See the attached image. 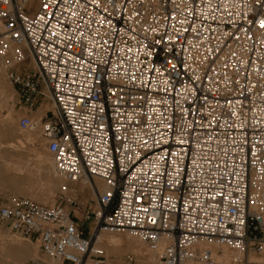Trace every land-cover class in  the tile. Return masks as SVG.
<instances>
[{"label":"built area","instance_id":"1","mask_svg":"<svg viewBox=\"0 0 264 264\" xmlns=\"http://www.w3.org/2000/svg\"><path fill=\"white\" fill-rule=\"evenodd\" d=\"M30 3L0 0V76L53 111L17 129L97 194L80 220L73 201L0 203L38 242L46 261L30 264H104L103 234L152 255L120 264H264V0Z\"/></svg>","mask_w":264,"mask_h":264},{"label":"rangeland","instance_id":"2","mask_svg":"<svg viewBox=\"0 0 264 264\" xmlns=\"http://www.w3.org/2000/svg\"><path fill=\"white\" fill-rule=\"evenodd\" d=\"M36 2L37 0H31L30 9L35 8ZM24 66H29L30 68L32 67L29 59H27L24 63ZM45 104H47V108L53 110L50 101ZM24 107L26 108L27 106L23 104V101L18 96L15 87L9 81L0 76V203L5 202L11 196L28 197L45 205L58 204L59 202L63 205H69V202L73 201L72 205L75 208V219H82L85 212H88L95 207L97 196L96 192L93 193L86 183H69L63 179L53 176L52 174H46V172L43 171L37 173L33 167L34 155L37 154L39 150L46 152L47 154L48 152L46 151L45 144L38 133L25 132L24 134V132H20L17 129L18 117L25 114L19 109H23ZM33 115L37 118L40 116L39 113H34ZM2 119L9 122V125L7 123L4 124ZM28 136H30L29 141L26 140ZM17 139H21L23 141L25 148L24 152L23 150L19 151L20 154L21 152L24 153V155L23 153L20 155V158H22V162L25 159V162H23V164H25V170L22 175H19L18 182H14L12 180L13 175L11 173V167L14 159L18 156L16 157V155L12 153L11 147L8 146V143H15ZM95 181L100 180L95 179ZM90 183L93 185V182ZM101 183L102 182L100 181V184ZM63 186L66 187L65 191L62 190ZM98 191L101 190L98 188ZM82 227L85 233H89V222H84ZM106 236L110 235H104L103 240ZM116 236L119 237L117 242L118 246L104 247V243L101 244L103 245L102 247L104 248L106 255L104 264H120L123 258L128 254L140 255L139 257H136L137 260L147 261V256L142 257L140 253L128 248L126 240H124V237L127 236L126 234H117ZM132 238H130L131 241L140 243L138 240H134ZM8 244L17 245L22 253H30L33 258L28 257L24 260H13L10 257H6L3 251L7 250L6 245ZM140 245L145 252V246L142 243H140ZM39 259L46 261L40 253L38 242L35 240H27L18 234H13L0 222V264H30L32 261ZM88 264L93 263L88 262Z\"/></svg>","mask_w":264,"mask_h":264},{"label":"bare ground","instance_id":"3","mask_svg":"<svg viewBox=\"0 0 264 264\" xmlns=\"http://www.w3.org/2000/svg\"><path fill=\"white\" fill-rule=\"evenodd\" d=\"M2 121L4 122V124L7 123L9 125V122H7L6 120L2 119ZM26 140L29 141L30 140V136H28ZM31 140H32V138H31ZM8 146L11 147L12 153H14L16 155V157L18 156L16 159H14L15 157L13 158L14 161H13V163H12L13 165L11 167L12 171L10 170L12 175H13V179L12 180L14 182H18L19 175H22L24 170H25V164H23V162H25V159L22 162V160H21L22 158H20V155L25 151V148H24V145H23V141L21 139H17L15 141V143H10V144L8 143ZM22 147H23V149H22ZM38 149H37V152H38ZM22 150H23V152H21V154H20L19 151H22ZM32 152H34V151H32ZM30 154H32V153H30ZM23 155H24V153H23ZM33 158H34V161H33L34 162V166L33 167L35 168L37 173L43 171V172H46V174L49 173V174L53 175L52 161L50 160V157H49V155L46 152H43V151L39 150V152L37 154H35ZM86 184H88V187L94 193L93 187H92V183L87 182ZM94 184H95V186L97 188H99V190H102L103 184L102 183L100 184V181H95ZM104 235H110V236H106L104 238V240H103V236ZM116 235L117 234H103L97 239V241L95 242V245L102 247L103 245H101V244L104 243V247L118 246L117 242L119 240V237H117ZM126 235L127 236L124 237L125 238L124 240H126L128 248L133 249V251H135L137 253H140L141 255H144V254L147 253L146 251L145 252L143 251V249L141 248L142 246L140 245V243L130 240V238H132V236H130L128 234H126ZM132 239L135 240L136 238L133 237ZM6 246H7V250L8 251L4 250L3 253L8 258L10 257L13 260H24V259H27L28 257L29 258H33L30 253H28V254L22 253L19 250V247L17 245H15V244H10V245L8 244ZM3 249H5V248H3ZM147 260H152V255L151 254H148Z\"/></svg>","mask_w":264,"mask_h":264},{"label":"crops","instance_id":"4","mask_svg":"<svg viewBox=\"0 0 264 264\" xmlns=\"http://www.w3.org/2000/svg\"><path fill=\"white\" fill-rule=\"evenodd\" d=\"M46 105L47 104H43V105L35 108L34 110L33 109L32 110H29V109H27L25 107L23 109L20 108L19 110L22 111V112H24V113H26V114H28V113H31V114L39 113L40 114L39 117L46 118V117H49V112L50 111H53L50 108H47ZM76 220H78V219H76Z\"/></svg>","mask_w":264,"mask_h":264},{"label":"snow or ice","instance_id":"5","mask_svg":"<svg viewBox=\"0 0 264 264\" xmlns=\"http://www.w3.org/2000/svg\"><path fill=\"white\" fill-rule=\"evenodd\" d=\"M260 23H261V27H264V20H262Z\"/></svg>","mask_w":264,"mask_h":264}]
</instances>
